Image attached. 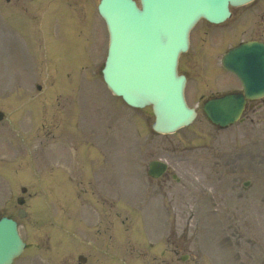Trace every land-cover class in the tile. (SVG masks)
<instances>
[{"label": "rangeland", "instance_id": "obj_1", "mask_svg": "<svg viewBox=\"0 0 264 264\" xmlns=\"http://www.w3.org/2000/svg\"><path fill=\"white\" fill-rule=\"evenodd\" d=\"M47 2L51 3L0 0V49L4 52L0 57V109L5 112L0 121V212L18 219L20 232L28 243L15 264H79L80 254L87 257L81 264H134L133 259L142 248L152 244L146 256L140 255L145 259H135L151 264L152 256L161 249L169 251L167 258L172 255L170 243L185 247L189 253L187 260L176 264H264V98L248 109L241 121L224 129L213 126L200 111L190 127L167 135L152 133L154 116L150 106L132 108L120 98L121 102L112 98L102 84L108 33L104 23L95 20L93 7L82 17H75L74 23L87 33L76 48L65 49L57 36V32L64 35L70 27L59 3L53 8L57 22L50 23L51 32L46 35L50 37L42 33L36 38L39 42H30V34L48 30L38 27L44 24L41 10H49ZM80 6L74 10L79 11ZM38 15L39 21L34 19ZM27 21L31 23L29 27ZM9 23L14 25L7 27ZM52 33L57 39L51 37ZM92 36L95 37L90 52L94 58L89 63L92 65L93 61L95 65L87 74L88 57L82 44L90 49ZM247 39L264 40V0L234 8L233 15L223 23H197L191 32L189 51L180 64L188 75L186 97L191 105L202 108L201 96L239 85L224 73L221 56L229 45ZM50 41H55V52L65 53L56 59L58 72L66 81L61 97L74 125L83 122L78 131L95 130L85 136L97 140L106 128L118 129L119 117L125 129L104 137L105 144L113 149L111 170L107 168L90 178L88 191L75 198V203H79L75 209L68 211L69 206L60 201L58 211L49 213L53 207L50 202L45 206V193L39 189L53 192V176L65 175L81 162L73 165L69 153H54L61 142L71 143L76 134L65 133V127L60 139L49 134L55 127L49 115L53 107L50 98L58 92L57 82L51 80L57 75L56 63L41 52L45 42L51 45ZM38 83L42 84L41 91L36 87ZM104 111L107 121L101 125L98 121ZM57 119L61 126L68 120L67 115L61 114ZM70 147L71 144L67 146ZM155 158L167 160L171 173L161 179L148 176V163ZM100 160L101 157L97 159ZM215 161L222 166H213ZM103 174L105 179L101 178ZM110 179L114 180L113 185ZM246 180L252 183L248 189L243 187ZM18 185L28 188L23 205L27 215L23 218L17 213L16 198L22 195ZM112 189L124 197L137 196L138 201L145 196L148 212L135 200L122 199L115 204L111 218L100 213V203L111 205L105 200L110 194L103 191ZM163 191L169 200V216L161 212L154 199V203L148 202ZM174 199L177 202L170 203ZM90 200L100 203L87 213L81 203L89 205ZM53 202L57 203L55 196ZM84 216L88 221H84ZM98 216L102 219L99 229L95 227Z\"/></svg>", "mask_w": 264, "mask_h": 264}, {"label": "water", "instance_id": "obj_2", "mask_svg": "<svg viewBox=\"0 0 264 264\" xmlns=\"http://www.w3.org/2000/svg\"><path fill=\"white\" fill-rule=\"evenodd\" d=\"M142 1V9L131 0L102 1L100 11L111 34L104 76L110 87L129 103H153V127L170 132L191 122L195 115L184 100L185 79L176 71L178 54L188 46L187 30L203 14L211 19L215 13L213 21L224 19L228 0ZM246 1L249 0H230L235 5ZM261 53L263 57L255 60L258 69L247 57ZM223 61L225 65L237 66L239 75L245 78L249 97L264 94V45L251 42L233 49ZM244 103L242 94L224 96L208 102L205 111L214 123L226 125L240 116ZM7 223H0V264H10L24 247L10 225L12 221Z\"/></svg>", "mask_w": 264, "mask_h": 264}, {"label": "flooded vegetation", "instance_id": "obj_3", "mask_svg": "<svg viewBox=\"0 0 264 264\" xmlns=\"http://www.w3.org/2000/svg\"><path fill=\"white\" fill-rule=\"evenodd\" d=\"M173 253L178 255L179 254V251L178 250H173ZM166 256V252L162 249L160 254L157 256H155L153 258V263L152 264H164L163 262L165 261V257ZM166 264V263H165Z\"/></svg>", "mask_w": 264, "mask_h": 264}]
</instances>
